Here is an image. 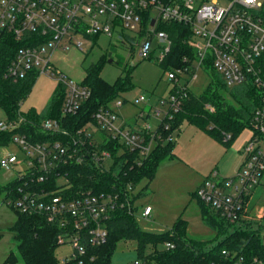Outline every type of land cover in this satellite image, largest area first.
<instances>
[{
    "label": "built area",
    "instance_id": "1",
    "mask_svg": "<svg viewBox=\"0 0 264 264\" xmlns=\"http://www.w3.org/2000/svg\"><path fill=\"white\" fill-rule=\"evenodd\" d=\"M263 2L229 0L223 5L219 0H0V28L11 32L20 43L4 76L18 81L31 73L45 74L64 87L61 116L36 119L19 109L0 119V130L13 131L11 142L24 152L22 158L14 152L0 158L1 166L16 172L8 182L7 201L19 212L43 217L57 230V248L68 246L57 255L62 264H99L97 251L108 241L109 221L119 211L134 213L132 183L97 190L95 185L76 184L73 169L88 166L108 171L115 156L124 153L134 154L141 163L158 143L173 139L171 120L181 110L188 97L189 81L200 69L208 72L213 68L227 85L251 83L260 92V104L250 122L253 134L243 148L244 161L237 175L220 177L215 170L197 191L229 222L254 218L248 203L264 175V20L259 15ZM162 22L190 26L186 41L196 51L191 65L166 70L174 82L166 116L157 125H129L119 121V114L109 103L81 125L71 122L69 116L80 113L91 88L84 83L85 77L76 80L64 73L54 62L55 52H84L83 39L106 34L130 42L145 57L156 45L161 49V61L172 44L167 31L160 28ZM145 99L141 94L136 101ZM206 108L215 110L210 103ZM230 138L231 134L225 133L224 139ZM151 212L152 206L146 205L142 215ZM165 246L172 248L174 244L167 242ZM223 252L231 254L226 249ZM260 262L264 263V253L252 258V264ZM128 264L152 263L140 256ZM235 264H245L243 257Z\"/></svg>",
    "mask_w": 264,
    "mask_h": 264
},
{
    "label": "trees",
    "instance_id": "2",
    "mask_svg": "<svg viewBox=\"0 0 264 264\" xmlns=\"http://www.w3.org/2000/svg\"><path fill=\"white\" fill-rule=\"evenodd\" d=\"M259 15L264 20V2ZM160 28L166 30L172 39L171 48L159 61L160 64L166 70L191 65L196 58V51L186 41L187 36L191 35L190 26L183 22H162ZM19 45L11 32L0 28V107L8 116L14 115L20 109L22 100L30 92L37 77L31 73L18 81H12L4 76V71ZM110 60L106 54H102L88 68L84 83L91 88V96L82 103L78 115L69 116L75 125H81L91 118L100 107L109 106L110 101L132 85L131 72L121 73L113 83L101 76L103 65ZM208 73L212 77L209 84L200 94L189 89L181 110L171 120V126L175 131L184 120L196 123L213 134L218 141L229 146L244 127H251L253 112L260 104V92L251 83L227 85L213 68ZM63 99L64 87L58 85L50 103L41 112L31 110L27 115L36 119L59 117L62 115ZM206 103L212 104L215 110L207 109ZM225 133H230L231 138L225 140ZM12 134L13 131L0 130V146L9 144ZM174 143V138L158 143L141 163H138L134 154L124 153L122 156H115L114 165L108 171L100 172L88 166L75 167L73 180L76 184L95 185L97 190H102L127 183L135 186L146 177L148 180L144 188H147L159 163L174 155ZM9 184H6V189ZM141 193L142 191L137 196ZM208 205L209 207L202 208V218L217 231V236L223 235L217 243L210 244L209 240L189 238L183 219H179L171 231L154 232L141 229L134 213L119 211L109 221V238L97 251L98 263L112 264V253L122 240H134L140 256L146 257L152 264H235L241 256L245 264H252L255 255H263V217L247 218L233 223L221 217L216 209ZM12 229L13 237L18 240L19 255L12 251L5 262L15 263L21 256L26 264H62L56 255L57 230L48 225L43 217L19 212ZM167 242L173 243L174 247H166ZM147 248H150L149 252H146ZM224 249L231 254L227 256Z\"/></svg>",
    "mask_w": 264,
    "mask_h": 264
},
{
    "label": "rangeland",
    "instance_id": "3",
    "mask_svg": "<svg viewBox=\"0 0 264 264\" xmlns=\"http://www.w3.org/2000/svg\"><path fill=\"white\" fill-rule=\"evenodd\" d=\"M228 2L229 0H219L223 5ZM83 40L84 52L57 50L54 55L56 65L72 78L82 80L88 68L96 63L102 54H106L111 60L105 62L101 69V76L105 80L113 83L121 73L131 72L132 85L110 101V106L119 114V121L129 125L136 122L157 125L169 109L167 99L174 83L167 77L165 67L159 62L161 49L155 45L151 56L145 57L138 49H134L130 42L120 40L116 36L100 34L92 40ZM211 78L207 71L200 69L197 77L189 81V88L200 94ZM57 86L55 77L45 74L37 76L30 92L20 104V111L41 112L50 103ZM141 94L146 99L136 101ZM119 101L123 102L121 106L116 105ZM141 112L143 117H140ZM7 117L5 110L0 107V119ZM252 134V128L246 126L227 146L203 127L184 120L174 131V155L159 163L147 188H144L148 180L146 177L135 185L133 193L136 196L142 191L134 200V216L139 227L154 232L171 231L176 222L183 219L189 238L209 240L210 244L221 240L223 235L217 236V231L202 218V208L209 205L202 201L197 191L206 177L215 170L220 177L237 175L244 161L243 148ZM8 152L16 153L19 158L24 156V152L15 142L0 146V158ZM15 173V170H7L0 165V264H26L21 256L15 263L5 262L10 252L14 251L19 255L18 240L13 237L12 229L19 212L7 201L5 188ZM261 184L263 188L264 175ZM255 194L259 197L258 204L264 207V188L261 192V188L256 187ZM147 203L153 207V211L149 216H143L142 210ZM262 222L264 223V217ZM67 250L68 246L59 247L56 249V255ZM149 250L150 248H147L146 252ZM139 257L136 242L122 240L112 253L111 262L128 264Z\"/></svg>",
    "mask_w": 264,
    "mask_h": 264
},
{
    "label": "crops",
    "instance_id": "4",
    "mask_svg": "<svg viewBox=\"0 0 264 264\" xmlns=\"http://www.w3.org/2000/svg\"><path fill=\"white\" fill-rule=\"evenodd\" d=\"M257 188H261V192H263L264 187L262 188V184L258 185ZM258 198L259 197H257V195L255 194V190H254L252 195H251V198L249 200L248 208H249V212H250L249 214L252 217L257 218V219H261L262 217H264V207H262L261 205L258 204ZM256 199H257V201H256ZM254 201H256V202H254ZM146 205H150V204L147 203L144 205V207ZM152 211H153V207H152Z\"/></svg>",
    "mask_w": 264,
    "mask_h": 264
}]
</instances>
